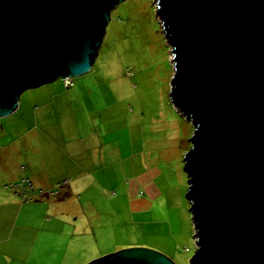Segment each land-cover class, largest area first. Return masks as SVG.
<instances>
[{
  "label": "water",
  "instance_id": "1",
  "mask_svg": "<svg viewBox=\"0 0 264 264\" xmlns=\"http://www.w3.org/2000/svg\"><path fill=\"white\" fill-rule=\"evenodd\" d=\"M123 0H0V118L17 96L91 69ZM171 48L168 98L191 124L184 153L189 264H264V0H155ZM84 264H174L128 246Z\"/></svg>",
  "mask_w": 264,
  "mask_h": 264
},
{
  "label": "rangeland",
  "instance_id": "2",
  "mask_svg": "<svg viewBox=\"0 0 264 264\" xmlns=\"http://www.w3.org/2000/svg\"><path fill=\"white\" fill-rule=\"evenodd\" d=\"M155 11V0H123L118 3L109 12L89 73L73 78L71 92L64 89L57 78L34 88L41 91L40 95L44 94L43 99H37L30 88L17 97L22 95V108L35 107L33 115L42 103L71 105L74 113L65 122L72 124L75 135L70 141L62 137V142L67 148L73 146L72 151L92 152L96 176L106 169V182L97 183H106V188L100 187L99 194L95 191L93 195L98 209L105 215L97 224L95 237L98 243L95 242L90 249L91 255L110 251L122 242L169 254L170 258L167 257L174 264H189L195 246L189 203L184 194L187 177L182 158L191 147L188 139L193 128L168 98L173 75L172 54ZM58 91H62V96ZM52 98L54 101H49ZM63 115L56 114L57 117L50 120L54 131L63 129ZM16 119L17 122L11 123ZM10 120L8 124L2 122L0 155L10 158L16 150L20 154L24 150L33 154L29 149L31 142L34 147H42L35 140H24L25 129L33 121L29 113L20 110ZM15 138L16 146L12 144ZM43 145L44 154L56 151L59 155L50 139ZM104 148H108L106 158L99 157L97 161ZM17 157L2 160L0 165V188L10 193L12 185L26 179L16 176L24 172L25 167L20 162V155ZM143 177H148L157 195L154 198L142 195L147 208L130 212L122 190ZM29 261L49 264L45 258L37 261L35 256Z\"/></svg>",
  "mask_w": 264,
  "mask_h": 264
},
{
  "label": "crops",
  "instance_id": "3",
  "mask_svg": "<svg viewBox=\"0 0 264 264\" xmlns=\"http://www.w3.org/2000/svg\"><path fill=\"white\" fill-rule=\"evenodd\" d=\"M34 88H30L33 90L29 91L36 94L37 99H43L44 94L40 95L41 91ZM67 89L68 92L73 90ZM61 92L58 91L59 96H62ZM21 96L17 97L14 111L0 120V129L4 127L3 121L8 124L20 110L27 112L32 116L33 121L31 126L25 129L24 140H35L40 142L42 147H34V143L31 142L29 149L33 154L24 150L21 155L19 150H16L10 158L0 155V165L2 166V160H14L20 155V162L25 167L24 172L18 170L19 174L16 176L28 179L34 189L48 190L61 181H66V185L59 196L53 199L40 198L31 201H22L16 193L0 188V264H34L29 261L32 256H35L37 261L45 258L49 264H84L105 253L135 246L120 242L110 251H101L94 255L89 253L97 242L95 237L97 224L105 215L104 211L98 209L99 205L93 195L95 191L99 194L100 187L106 188V183L97 184L99 181L106 182L108 178L106 169L99 171L96 176L92 152L88 153V150H85L81 154L72 151L73 146L67 148L66 143L62 142V137L70 141L71 136L75 135L71 130L72 124L65 122L74 113L71 111L73 108L69 107L71 105L54 106L42 103L36 107V114L33 115L35 107L22 108ZM49 101H54V99ZM60 113L64 114V121H62L64 127L61 131H54L50 120L57 117L56 114L59 116ZM15 122L17 119L11 123ZM11 128L14 129V127ZM49 139L57 147L58 156L56 151L48 153L49 155L44 154L43 142ZM15 142L17 138L12 140V144L15 145ZM27 146L26 142L25 147ZM107 153L108 148H104L103 152L99 153L97 161L99 157L105 159ZM3 168L7 170V167ZM122 194L128 211L138 212L148 206L141 196L154 198L157 191L150 184L148 177H143L136 179L128 185V188H124ZM33 252L37 254H32ZM31 254L32 256L28 258ZM165 255L169 257V254ZM26 258L27 263H25Z\"/></svg>",
  "mask_w": 264,
  "mask_h": 264
},
{
  "label": "built area",
  "instance_id": "4",
  "mask_svg": "<svg viewBox=\"0 0 264 264\" xmlns=\"http://www.w3.org/2000/svg\"><path fill=\"white\" fill-rule=\"evenodd\" d=\"M60 80L62 82L63 87L68 88L72 85L73 77L61 76ZM65 185H66V181H61L59 183H56L52 188L48 190H41V189H34L29 180L21 179L19 183L12 185L10 190L16 193L17 195H20L19 197L23 201H29V200L31 201L40 198L53 199L61 193Z\"/></svg>",
  "mask_w": 264,
  "mask_h": 264
},
{
  "label": "trees",
  "instance_id": "5",
  "mask_svg": "<svg viewBox=\"0 0 264 264\" xmlns=\"http://www.w3.org/2000/svg\"><path fill=\"white\" fill-rule=\"evenodd\" d=\"M73 82H74V80H73ZM73 82H72V85H73ZM72 85H71V86H72ZM71 86H70V87H71ZM70 87H68V88H70ZM65 89H67V88H65Z\"/></svg>",
  "mask_w": 264,
  "mask_h": 264
}]
</instances>
